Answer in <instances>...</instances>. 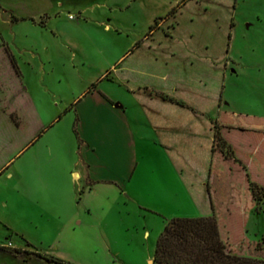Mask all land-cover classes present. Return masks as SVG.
Instances as JSON below:
<instances>
[{
  "label": "rangeland",
  "instance_id": "374dc122",
  "mask_svg": "<svg viewBox=\"0 0 264 264\" xmlns=\"http://www.w3.org/2000/svg\"><path fill=\"white\" fill-rule=\"evenodd\" d=\"M199 2L0 0V264H50L34 254L6 250L12 247L39 252L52 248L72 264H151L159 234L172 217L145 209L150 216L143 219L132 215L55 229L38 216L37 209L26 208L31 207L28 197L37 187L33 189L27 178L24 183L23 172L29 164L49 160L73 168L78 159L73 96L96 86L105 66L130 39L142 38L141 33H163L165 40L178 33L176 39L182 41L186 37L181 33H199L196 52L202 53L201 33L228 36L226 22L221 33L216 28L223 19L220 10L204 12ZM237 3L239 26L232 41L243 59L234 71L223 69L222 81L219 68L208 70L212 78L207 80V110L215 112V101L221 99L222 109L235 112L242 125L264 126V0ZM173 6L176 9L169 13ZM206 19L211 21L210 33ZM245 19L252 22L249 29ZM162 39L149 37L147 44H166ZM182 213L179 217H197L192 209ZM6 226L25 232L33 247L22 248L24 241L8 237ZM57 233L60 238L49 247ZM244 234L248 240L264 238V211L248 213Z\"/></svg>",
  "mask_w": 264,
  "mask_h": 264
},
{
  "label": "crops",
  "instance_id": "0c3cea01",
  "mask_svg": "<svg viewBox=\"0 0 264 264\" xmlns=\"http://www.w3.org/2000/svg\"><path fill=\"white\" fill-rule=\"evenodd\" d=\"M199 1L204 12L213 7L220 10L223 19L216 28L221 33L226 22L228 36L201 33L202 53L196 52L199 33H181L186 37L182 41L176 39L178 33H170L166 41L163 33H141L142 38L130 39L105 66L100 82L96 86L91 82L94 87L86 94L80 90L73 96L78 145L73 168L67 170L62 161L49 160L29 164L23 172L24 183L27 178L38 190L31 192L32 205L26 208L37 209L38 216L55 229L132 215L143 219L150 216L145 209L164 217L184 216L182 212L191 209L192 215L211 213L206 182L213 124L235 126L239 119L235 112L222 109L221 99L215 101V112L207 110V80L212 78L207 72L219 68L222 81L223 69L234 71L243 56L232 41L239 26L237 0ZM205 22L210 33L211 21ZM244 24L249 29L252 22L245 19ZM153 36L166 44L148 45ZM109 71L111 77L106 76ZM248 127L264 129L261 125ZM250 155L248 163L253 160ZM6 228L8 237L12 234L24 241L22 248L33 247L25 232ZM60 236L55 234L49 247ZM42 252L61 256L52 248Z\"/></svg>",
  "mask_w": 264,
  "mask_h": 264
},
{
  "label": "trees",
  "instance_id": "16d2710c",
  "mask_svg": "<svg viewBox=\"0 0 264 264\" xmlns=\"http://www.w3.org/2000/svg\"><path fill=\"white\" fill-rule=\"evenodd\" d=\"M156 24L157 20L150 30ZM213 128L206 182L211 213L168 219L151 264H264V238L248 240L244 234L248 213L264 211V129L250 128L240 120L235 126L214 122ZM249 154L252 163L246 159ZM6 250L72 264L39 251Z\"/></svg>",
  "mask_w": 264,
  "mask_h": 264
},
{
  "label": "water",
  "instance_id": "95a60500",
  "mask_svg": "<svg viewBox=\"0 0 264 264\" xmlns=\"http://www.w3.org/2000/svg\"><path fill=\"white\" fill-rule=\"evenodd\" d=\"M151 262H152V260H151Z\"/></svg>",
  "mask_w": 264,
  "mask_h": 264
}]
</instances>
